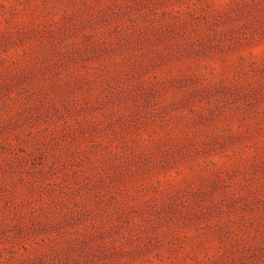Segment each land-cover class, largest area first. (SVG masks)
<instances>
[{"label":"rangeland","instance_id":"rangeland-1","mask_svg":"<svg viewBox=\"0 0 264 264\" xmlns=\"http://www.w3.org/2000/svg\"><path fill=\"white\" fill-rule=\"evenodd\" d=\"M0 264H264V0H0Z\"/></svg>","mask_w":264,"mask_h":264}]
</instances>
